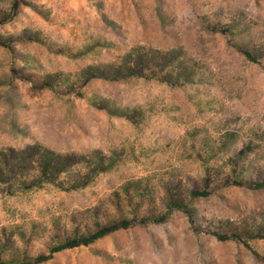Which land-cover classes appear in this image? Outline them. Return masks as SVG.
<instances>
[{"label":"rangeland","instance_id":"1","mask_svg":"<svg viewBox=\"0 0 264 264\" xmlns=\"http://www.w3.org/2000/svg\"><path fill=\"white\" fill-rule=\"evenodd\" d=\"M261 181L264 0H0L1 258L264 264Z\"/></svg>","mask_w":264,"mask_h":264},{"label":"trees","instance_id":"2","mask_svg":"<svg viewBox=\"0 0 264 264\" xmlns=\"http://www.w3.org/2000/svg\"><path fill=\"white\" fill-rule=\"evenodd\" d=\"M17 6V4L14 3V8ZM248 54V53H247ZM249 55V54H248ZM235 182V181H234ZM264 185V181L261 182H257L254 184V186L260 187ZM200 194H206V193H200ZM177 208H183L182 203H180V205H178ZM150 220L153 221H160L162 220V217H153L150 218L148 216H142L139 219L137 218H122L120 220L114 221L111 224H104L99 226L96 230H94L93 232H90L88 234H84V235H80V236H73V237H68L66 239H64L63 241H61L60 243L54 245L53 247H51L49 249L48 252H43L40 253L38 255H36L35 257H27L24 261L15 263V262H11L10 260H6L0 257V264H37V263H41L44 262L46 260H48L49 258H51L53 256L54 253L59 252L61 250L67 249V248H72V247H76L79 245H88L91 242L95 241L98 238H101L107 234H109L110 232H112L113 230L119 229V228H126L129 227L131 225H133L134 223L140 222V223H145L148 222ZM216 235L221 238V239H226L228 238L226 235H222V234H217Z\"/></svg>","mask_w":264,"mask_h":264}]
</instances>
